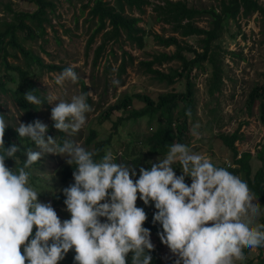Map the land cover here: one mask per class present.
<instances>
[{
    "label": "rangeland",
    "instance_id": "obj_1",
    "mask_svg": "<svg viewBox=\"0 0 264 264\" xmlns=\"http://www.w3.org/2000/svg\"><path fill=\"white\" fill-rule=\"evenodd\" d=\"M51 1L54 2L55 9L54 11L48 10L50 22L43 24L45 34H39V29L36 28L38 34L36 39H27L26 34L19 30L16 31V37L25 49L40 57L44 65H55L62 69L49 71L47 68H41L12 47H7L8 61L12 66L20 67L27 73L23 87L25 94L35 87L40 98L44 99L46 96L54 94L60 99L70 101L73 95L91 91L92 96L88 98L87 102L92 110L86 114L85 126L71 136L64 133V139H72L92 151L93 143L90 145L86 143L91 130L97 132L96 141L110 138L111 142L106 147L105 153L111 152L117 163L135 167L137 177L134 179H137L140 167L150 168L151 165L148 161L156 162L157 157L164 156L150 153L148 138L158 126L165 125L167 122L160 119V112L153 117L130 118L132 111H139L146 107L143 98H149L156 104L159 97L164 94H184L186 92L185 79L177 81L174 85H169L148 74L142 65L145 61H151L153 56L158 53L173 54L176 51L175 46L166 47L154 40V34L171 36L172 28L155 21L156 13L152 6L144 7V13L126 7L125 15L135 16L141 20L139 26L146 31L144 46L139 48L132 44L127 40L126 35H123L119 40H110L106 43V48L95 65L93 63L94 52L103 41V33L93 38L98 19H92L89 15L90 7L87 6L88 4L89 6L93 5L91 0ZM105 1L115 5V0ZM172 1H185L189 7L201 10L214 8L219 12L221 2L224 0ZM257 1L264 8V0ZM151 2H155V0H151ZM36 9L33 0H0V35L5 32V21L9 23L13 21L14 13L34 12ZM225 17L221 36L213 44L217 55V65L220 69V81L218 84L214 83L215 67L208 61L193 69L191 74L193 110L192 114L188 112L186 137L181 143L190 146L194 152L209 157L215 166L225 167L229 171L230 168L239 166L234 165L233 152L226 147L220 135L232 134L238 130L241 135L240 140L235 143L239 154L238 158L242 153L252 155L250 165L253 176L257 170L264 167V161H261L258 156L259 152L264 151V122L260 118V102L256 101L251 107H248L253 88L264 85V21L258 12L247 16L243 15V9L236 19ZM194 22L204 29L211 27V18L207 14L197 17ZM27 24L32 27L36 26V22L30 20H27ZM8 40L9 36L6 37L5 42ZM179 40L193 45L199 52L202 51L198 37H179ZM125 52L127 54H124ZM2 54L0 52V79L5 83L8 91L0 94V114H5L6 120L11 125L9 128L15 130L13 127L17 126L18 120L24 124L40 120L48 125L45 138L56 137L57 142L60 143V137L53 127L51 119V110L59 103V100L52 104L45 101L41 107L35 105L27 110L22 108L17 103L15 94L21 82L20 76L17 72L7 71L4 68ZM187 55L193 56L191 53ZM69 66L73 67L78 74V82L65 81L62 86L56 85L55 75ZM153 67L169 72L171 68L179 69L180 62L174 60L162 65L155 64ZM114 79L119 80V85L112 83ZM116 104H122L121 109L114 111L109 121L99 124V116ZM184 105L185 102L179 98L173 109V118L179 111H183ZM119 118H125V120L114 131L113 123ZM195 124H199V139L191 135ZM5 135L9 134L5 132ZM12 140L21 145V152L17 153L21 160L16 162V166L12 159H10V163H5L9 168H19L27 159L23 155L24 148H34L35 145L30 139L18 141L12 138ZM66 165L65 157L46 154L28 169L31 172L30 184L41 193L38 199L45 203L51 202L61 221L69 219L70 213L66 211L65 206H55L53 196L62 192V189L70 184V182L62 181L61 172ZM172 167L177 176L182 175L179 164ZM237 176L246 181L245 172H239ZM190 184L191 182L188 183L189 186ZM258 202L261 205L259 200ZM137 207L144 208L147 214L145 223L157 228L156 231L150 230V239L155 246L154 257L164 262L176 259L177 257L159 239L158 232L162 231V226L158 222L156 224L152 222L153 214L157 211L154 203L150 202L149 205H144L143 201L138 198ZM261 207V215L256 219V223L259 224H262L264 218V206L261 205ZM245 250L246 259L242 262L237 261L236 264H258L260 254L264 258V247L261 250L259 248ZM71 258L72 255L68 252L59 264H74Z\"/></svg>",
    "mask_w": 264,
    "mask_h": 264
},
{
    "label": "clouds",
    "instance_id": "obj_2",
    "mask_svg": "<svg viewBox=\"0 0 264 264\" xmlns=\"http://www.w3.org/2000/svg\"><path fill=\"white\" fill-rule=\"evenodd\" d=\"M78 80L71 66L54 77L59 86ZM112 83L119 85V80ZM34 91L24 95L31 105L59 100L51 110L58 132L71 136L85 126L91 91L70 101L54 94L42 100ZM9 126L0 114V264H59L70 250L74 264H128L129 254L131 264H151L155 246L150 229L143 226L147 214L137 207L138 198L144 205L154 203L152 222L162 226L159 239L177 257L175 264H236L246 259L244 249L264 247V224L256 223L262 212L257 194L239 176L186 144L170 143L167 153L148 161L150 168L140 167L134 179L135 167L115 162L111 152L96 160V152L72 139H64L62 146L56 137L46 139L48 125L40 120H18L13 128L19 139L29 138L35 147L24 148L27 159L21 167L9 168L7 159L15 166L21 160V145L5 147ZM198 129L195 124L191 130L197 139ZM46 154L65 157L67 165L76 166L74 183L62 189L70 213L63 221L30 184L28 169ZM176 164L180 176L173 170ZM185 177H191L190 186Z\"/></svg>",
    "mask_w": 264,
    "mask_h": 264
},
{
    "label": "trees",
    "instance_id": "obj_3",
    "mask_svg": "<svg viewBox=\"0 0 264 264\" xmlns=\"http://www.w3.org/2000/svg\"><path fill=\"white\" fill-rule=\"evenodd\" d=\"M33 2L37 7L36 11H22L14 13L13 21L11 23L5 21V32L0 35V52L3 53L2 64L7 71H15L20 76L21 82L15 94L17 96V103L26 110L34 106L29 104L24 99L25 93L23 87L25 85L27 73L20 67H15L10 64L8 61L7 47L17 49L25 58L37 63L41 68H47L49 71L62 69L61 67L55 65H44L43 60L40 57L35 56L32 51L25 49V47H23V45H21L17 40L16 31L18 30L25 33L27 39L29 40L36 39L38 36L36 28L39 29V34H45L43 24L50 22V20H48V10L54 11L55 4L51 0H33ZM91 2L93 5L89 6L88 4L87 6L90 7L89 15L92 19H98L93 38H95L98 34L103 33V41L94 52L93 63L95 65L97 64L101 53L105 50L106 43L110 40H119L123 35H126L127 40L131 41L132 44H135L139 48L144 46V36L146 31L139 26V22L141 20L135 16L131 17L125 15L124 13L126 7L130 10H136L139 13H144V7L152 6L153 11L156 13L155 21L164 25H169L172 28L173 34L171 36L165 37L160 34H154V40L166 47L175 46L176 51L173 54L165 52L158 53L153 56L151 61H145L142 65L145 67L148 74L152 75L155 79L161 82H166L169 85H174L177 81L185 79L186 92L184 94H164L159 97L156 104H154V102H152L149 98H143L146 103V107L139 111L133 110L132 117H130H153L156 113L160 112V119L167 122L165 125L158 126L154 133L148 138L150 153L152 155H165L168 151L170 143H174L175 141L181 143L183 138L186 137L187 115L188 112L192 114L193 110V82L191 80V74L195 66L208 61L215 67L214 83L218 84V81H220V69L217 65V55L213 44L221 36L223 22L226 18L225 16L236 19L241 9H243V15L247 16L258 12L264 21V8L257 0H224L221 2V10L219 12L214 8H211L210 10H201L195 7H189L185 1L155 0V2H151V0H115V5H112L110 2L105 0H91ZM205 14L211 18L210 29H204L194 22L197 17H203ZM27 20L36 22V26L32 27L27 24ZM109 28L110 30H108ZM7 36H9V40L5 42ZM179 37H198L202 51L199 52L193 45L180 41ZM188 53H191L193 56H188ZM124 54L127 53L125 52ZM174 60L180 62L179 69L171 68L169 72H164L163 70L153 67L155 64L162 65L165 62ZM30 90H35L34 94L38 96L37 89L35 87H32ZM7 91L5 83L0 79V94L6 93ZM138 97L140 98V96ZM179 98L182 102H185V105L182 108L183 111H179V113L173 118V109L175 108ZM41 99L43 100V98ZM249 101L250 104L248 107H251L256 101L260 102V118L262 122H264V85H259L253 88ZM121 107L122 104H116L108 108L107 111H104L99 116L98 123L104 124L106 121H109L112 113L121 109ZM124 120L125 118H119L113 123L112 129L116 131ZM6 132L9 135H5L4 137V140L6 141L5 147H10L11 144L14 143L12 138H15L18 141L29 140V138L19 139L18 133L11 128H7ZM57 134L59 135L60 143L62 144L64 133L57 131ZM96 137L97 132L95 130H91L86 143L87 145L93 143L92 151L97 153L94 159L99 160L106 154V147L110 145L111 141L110 138L96 141ZM220 138L223 140L226 147L233 152L234 165L239 166L238 168H230L229 171L234 175H237V173L242 171L245 172L249 188L257 194L258 200L261 205L264 206V167H261L252 176V169L250 165L252 155L250 153H242L240 158H238L239 154L235 145V143L241 138L238 130L232 134H221ZM258 156L261 161H264V151L259 152ZM5 162L10 163V159H7ZM75 167V165H66L62 169L61 176L63 182H70L69 185L74 183L72 173L75 170ZM185 182L187 184L190 183L191 177H185ZM65 199L66 197H64L63 193L60 192L53 196V203L55 206L62 205L66 207L64 204ZM262 224H264V218L262 220ZM143 226L152 231H156L157 229L147 223H144ZM259 249L261 250V248ZM245 251H247V249ZM69 253L72 255L71 259L74 262V250H70ZM150 254L152 256L151 264H175L176 259L164 262L161 259L155 258V249ZM128 264H131V257H128ZM258 264H264V258H262L261 254L259 255Z\"/></svg>",
    "mask_w": 264,
    "mask_h": 264
}]
</instances>
